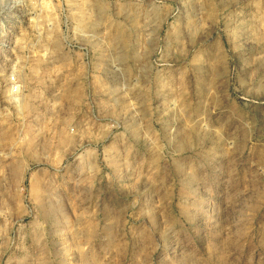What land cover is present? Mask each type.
Returning a JSON list of instances; mask_svg holds the SVG:
<instances>
[{"label":"rangeland","instance_id":"374dc122","mask_svg":"<svg viewBox=\"0 0 264 264\" xmlns=\"http://www.w3.org/2000/svg\"><path fill=\"white\" fill-rule=\"evenodd\" d=\"M0 264H264V0H0Z\"/></svg>","mask_w":264,"mask_h":264}]
</instances>
